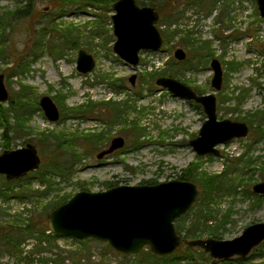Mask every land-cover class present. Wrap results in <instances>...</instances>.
I'll return each instance as SVG.
<instances>
[{
  "label": "rangeland",
  "instance_id": "obj_1",
  "mask_svg": "<svg viewBox=\"0 0 264 264\" xmlns=\"http://www.w3.org/2000/svg\"><path fill=\"white\" fill-rule=\"evenodd\" d=\"M26 4L30 14L14 17ZM166 5L172 6L171 13L167 14ZM161 6L157 26L168 43L159 51H141L139 63L131 65L113 50L112 4L93 6L73 0L58 6L55 0H0V74H4L10 94L8 101L2 102L10 129L5 139L0 125V154L31 142L41 157L39 168L23 177L7 180L0 174V264H24L7 241V236H23L11 222L17 215L48 225L49 212L78 191L167 181L179 178L192 163L198 165V174L219 175L214 188L221 186L222 191L210 202L216 219H196L208 200L204 196L199 199L198 179L190 180L197 184L199 194L193 209L175 221L183 238V230L193 225L200 230L211 226L222 233L218 239H232L249 225L264 222V196L253 191L256 183L264 181L260 177L264 137L249 133L218 145V155L199 156L190 140L199 135L205 112L194 101L156 84L166 71L165 76L202 94L215 93L219 119L245 121L238 117L264 108L259 94V83L264 86V19L257 2L165 0ZM177 48L186 51V59L175 58ZM80 49L95 59V67L88 73L77 69ZM213 58L220 60L224 70L219 91L211 84ZM133 74L134 84L130 81ZM244 90L248 94L241 98L238 112L236 96ZM44 95L56 102L60 110L57 121L49 120L40 107ZM11 97L14 104H22L12 107ZM76 137L79 141L68 143ZM116 137H123L125 144L99 158ZM241 156L253 161L245 167L249 174L236 164ZM225 171L228 174L223 176ZM209 237L213 236L197 238ZM197 238L188 237L173 256L182 257L179 264H229L224 260L264 264V254L254 251L256 247L246 258L220 260L201 247L187 245L186 241ZM33 241L23 240L21 246L29 249ZM74 243L72 238H59V247H49L25 264H68L77 249ZM104 244L91 241L83 251V261L88 262L87 256L91 264L100 261ZM133 255L125 259L113 252L104 261L130 264ZM164 264L174 261L166 259Z\"/></svg>",
  "mask_w": 264,
  "mask_h": 264
},
{
  "label": "water",
  "instance_id": "obj_2",
  "mask_svg": "<svg viewBox=\"0 0 264 264\" xmlns=\"http://www.w3.org/2000/svg\"><path fill=\"white\" fill-rule=\"evenodd\" d=\"M260 16L264 19V0H256ZM112 24L116 39L113 50L131 65L140 61L141 51L161 50L164 39L157 23L160 15L153 6L140 5L136 0H115L112 3ZM183 48L175 50V58L186 59ZM95 67L92 54L79 50L77 69L88 73ZM215 91L223 85L224 70L220 60H211ZM136 75L130 77L134 84ZM156 83L172 94L200 103L206 119L199 135L190 140L199 156L218 155V145L249 134L250 126L245 121L218 118L215 93L197 94L188 84L171 76H160ZM4 74H0V102L9 99ZM39 105L47 118L57 121L60 111L48 95L41 97ZM125 144L123 137H116L98 157L112 153ZM41 165L37 147L27 142L15 149H6L0 154V174L14 180L36 170ZM253 191L264 195V181L253 186ZM199 188L190 180L174 178L154 184L117 185L103 191L81 190L65 203L57 205L49 214V228L54 234L79 240L94 238L106 242L109 248L123 255L136 254L145 247L158 256L177 252L185 243L177 232L175 221L186 214L198 198ZM264 241V222L249 225L239 236L232 239L214 237L186 241L190 247H201L216 259L247 257Z\"/></svg>",
  "mask_w": 264,
  "mask_h": 264
},
{
  "label": "trees",
  "instance_id": "obj_3",
  "mask_svg": "<svg viewBox=\"0 0 264 264\" xmlns=\"http://www.w3.org/2000/svg\"><path fill=\"white\" fill-rule=\"evenodd\" d=\"M73 0H55L56 4L59 6V4H63L66 2H70ZM75 1H80L81 3L84 2L85 4L90 3L93 6L96 5H107L110 6L114 0H75ZM142 4L146 5H153V6H158L160 3V7L158 6L159 12H161L162 8V2H165V0H138ZM172 1V0H171ZM172 5V4H170ZM170 5H166V12L171 13ZM163 12V11H162ZM164 13V12H163ZM30 14V6L29 4L23 5L22 7H19L14 14V17H24ZM1 23V22H0ZM168 43V39H165V44ZM209 55H207L208 57ZM167 72L165 71L163 75H166ZM248 90H244L241 92L240 95L236 96L237 103L238 105V111L240 110V104H241V98L244 99L245 96H247ZM259 94L263 96L264 98V86H262L261 83H259ZM10 105L12 104V107H19L22 103H13V97H11L10 100ZM20 101V100H19ZM240 101V102H239ZM243 101V100H242ZM7 108L4 107V103H0V125L3 126L4 132H3V137L6 139L7 138V133L10 129V124L9 120L7 119V115H5V110ZM116 112L120 114V109L116 108ZM238 118L247 121L250 124V133L254 135L255 137L261 138L264 137V108L257 109L253 113H247L245 116H239ZM12 127V126H11ZM87 136V137H86ZM86 139H89V136L86 135ZM62 139V138H61ZM60 139V140H61ZM80 138L76 137L73 140L70 139L69 144L72 142L75 144L77 141H79ZM67 142V140H65ZM8 144H6L7 146ZM236 164H240L243 166L242 172H246L249 174V171H245V167L251 166L253 161L252 159H244V156L238 157L236 160ZM198 168V165L195 163L190 164L187 168H185L182 173L179 175V178L182 180H195L198 179L200 182L201 186V193L199 199L201 200L202 197L204 196L205 204H202L200 208V213L196 216V219L198 218L199 220H204L205 222H209L212 218L216 219L215 215L212 216L211 214L214 213L212 208L210 207V202H214L215 198L218 196V192L222 191L221 186H218L217 188H214V184L218 183L220 181H217V177H220L219 175H212L209 174L205 171L200 172L199 174L196 173V169ZM261 169V179L264 180V161L262 162V165L260 167ZM194 172V173H193ZM228 174L227 171L224 172L223 176ZM253 175V174H252ZM251 175V176H252ZM200 178V179H199ZM243 181V180H242ZM7 183H10V181H6ZM239 185V184H238ZM240 186V185H239ZM238 186V187H239ZM207 198V199H206ZM193 208L190 209V211ZM12 224L21 231L22 238H14L13 236H7V241L10 242L15 250L17 251L18 255L20 258L25 262L28 260H31L33 256L42 254L45 250H47L49 247L52 246H57L59 247V244H57V241L59 238H64V239H69L72 237L64 236V235H59V234H54L50 231V228L46 223H43V220H39L35 222L33 219H27L23 218L21 215H17L14 220H12ZM209 230L206 229H198L193 225L190 227L188 230L184 229L185 235H184V240H186L188 237H201L204 234H209L215 238H219L222 233H220L217 229L215 230L214 228L212 229L211 226H208ZM182 228L178 232L181 233ZM28 238L34 239L33 242H30L32 247L29 249H26L25 247L21 246L22 241L27 240ZM73 241L75 242L74 244L77 245V249L73 250L72 253L70 254V262L68 264H91V257L87 256L88 262H84L83 259L85 258V255L83 251L85 252L88 249V244L94 240V238H87L84 240H79L77 238H72ZM254 251H257L259 254H264V242L256 247ZM109 254H113V251L109 248L108 244L105 242L103 249L101 251V260L98 261L96 264H108L104 260ZM177 253H173L167 256H158L154 254L150 248L148 247L147 249H142L140 252L134 254V259L133 262L130 264H164L166 262V259H170L171 261H174V264H179L182 260V257L180 258H174ZM188 254L190 255V249L188 248ZM123 258L127 259L130 256L129 255H123L119 254ZM174 256V257H173ZM174 258V259H173ZM50 260V259H49ZM52 260V259H51ZM56 261V260H55ZM161 261V262H159ZM227 263H232L231 261L224 260ZM93 264V263H92ZM121 264H125L124 262Z\"/></svg>",
  "mask_w": 264,
  "mask_h": 264
},
{
  "label": "flooded vegetation",
  "instance_id": "obj_4",
  "mask_svg": "<svg viewBox=\"0 0 264 264\" xmlns=\"http://www.w3.org/2000/svg\"><path fill=\"white\" fill-rule=\"evenodd\" d=\"M115 1V0H114ZM113 1V2H114ZM137 1V3L138 4H140V5H146V4H142L141 2H139L138 0H136ZM112 2V3H113ZM146 6H153V5H146ZM153 7H155V6H153ZM156 8V7H155ZM156 10H157V8H156ZM157 12L159 13V11L157 10ZM159 15H160V13H159ZM113 23V22H112ZM112 26H113V24H112ZM163 39H164V37H163ZM165 45V39H164V44H163V46ZM162 46V47H163ZM136 75V74H135ZM163 76H165V75H163ZM213 77V76H212ZM136 80V79H135ZM131 81V80H130ZM211 81H212V79H211ZM132 83V82H131ZM133 84V83H132ZM157 84V83H156ZM158 85V84H157ZM161 86V85H160ZM192 87V86H191ZM193 88V87H192ZM195 91H196V93L197 94H202L201 92H199V90H197V89H195V88H193ZM10 97V96H9ZM8 101V100H7ZM190 101V100H189ZM192 101H194L195 103H197V105L200 107V108H202L203 109V111H204V108H203V106L200 104V103H198V102H196L195 100H192ZM5 102V101H4ZM0 103H2V102H0ZM41 107V106H40ZM44 111V110H43ZM60 111V110H59ZM205 112V111H204ZM206 114V113H205ZM60 118V117H59ZM250 126V125H249ZM249 133H250V131H249ZM262 196H264V195H262ZM236 258H237V260H239V259H243V258H246V257H239V256H235ZM235 257H233V258H235ZM230 259H232V258H230Z\"/></svg>",
  "mask_w": 264,
  "mask_h": 264
}]
</instances>
